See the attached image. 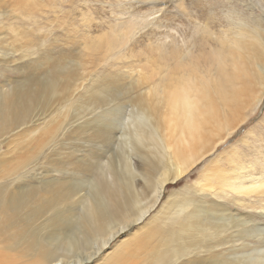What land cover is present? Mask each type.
Listing matches in <instances>:
<instances>
[{
  "label": "bare ground",
  "instance_id": "1",
  "mask_svg": "<svg viewBox=\"0 0 264 264\" xmlns=\"http://www.w3.org/2000/svg\"><path fill=\"white\" fill-rule=\"evenodd\" d=\"M168 17L171 27L173 20L170 14ZM243 22L237 32L217 38L208 33L204 40L213 45L211 50L183 46L162 30L166 26H161L154 31L164 33L156 35L158 44H148L142 50L146 65L140 74L144 75L130 86L120 77L94 78L82 61L63 57L57 63L46 57L43 61L49 68L45 72L42 65L33 62L36 74L15 82L13 88L10 82L5 85L7 91L0 89V147L12 137L28 145L22 155L14 148L11 163L5 169L0 166V264H247L243 258L250 256L242 251V260L221 252L220 247L226 244L223 238L219 244L212 242L220 234L209 231L218 223L205 209L209 204L215 210L211 216L216 214L215 219L224 223L221 237L227 231L231 234L234 227L251 225L243 230L244 236L254 231L264 240V228L257 227L260 223L243 213L237 218L219 201L227 194L264 196V172L259 161L238 175L226 176L216 170L204 176L202 190L213 204L202 200L194 211L200 212L201 218L189 212L184 226H177V231L191 234L195 243H169V225L177 219L169 216L145 246L138 238L133 246L135 257L111 263L117 255L105 253L122 233L150 217L165 200L171 184L188 176L233 136L237 128L221 135L223 119L254 109L253 90L257 83L264 86V18L250 31L245 30L249 22ZM103 42L107 45L104 53L129 58L121 52L125 45L122 38L98 39L92 49L101 51ZM39 47L42 50L44 45ZM36 54L35 49H27V57ZM158 68L166 71L165 76L156 72ZM157 75L160 82L156 81L151 90L144 89V83H152ZM123 102L140 116L141 122L136 120L140 123H136L140 125L137 138L133 134L135 142L124 141L128 135L117 131L108 115L96 114L100 108ZM161 104L165 112L158 109ZM66 148H80L90 163L81 167L55 159L61 155L57 151ZM42 166L73 176L28 184L25 179ZM219 183L224 184L220 187ZM219 188L222 193L217 192ZM141 190L145 199L140 197ZM179 196H174L163 211L177 207ZM183 203L192 202L180 200V208ZM261 208L264 211V205ZM206 241L207 245L199 244ZM100 255L103 258L97 262ZM249 264H264V253Z\"/></svg>",
  "mask_w": 264,
  "mask_h": 264
},
{
  "label": "rangeland",
  "instance_id": "2",
  "mask_svg": "<svg viewBox=\"0 0 264 264\" xmlns=\"http://www.w3.org/2000/svg\"><path fill=\"white\" fill-rule=\"evenodd\" d=\"M169 14L173 20L171 27ZM262 18H264V3L260 0H0V63L10 62L7 63L8 66L0 65V86H4L0 89L7 91L5 85L10 82H12L13 88L15 82L24 81L29 76L36 74L37 71L32 68L33 62L42 65L41 71L45 72L49 68L43 61L46 57L57 63L61 62L63 57L82 61L87 71L94 74V78L120 77L124 84L130 86L133 81L139 80L144 75L141 76L143 73L141 70L146 65V59L142 50L148 44H158L156 38L161 37L164 33L159 35L157 32V35L154 31H159L161 26H166L162 30L166 31L169 36H174L183 46L195 47L198 50H211L213 45L204 40L208 33L213 38H217L220 34L229 31H240L239 27L244 25L243 21L249 22L245 30L250 31L255 22ZM207 20L214 23L208 25ZM110 36L123 39L125 45L121 52L126 54L125 56L128 55L129 58L112 57L111 54L104 53L107 46L104 42L101 51L92 49L97 45L98 39L103 38L105 41V37ZM40 45H44L42 50H39ZM27 49H35L37 54L34 57H27ZM131 53L132 55H130ZM22 56L25 57L22 58ZM156 72L160 73V76H165L163 72L166 71L158 68ZM160 76L157 75L151 81L152 83H148L149 85L144 83L146 85L144 89L151 90L156 81L160 82ZM253 91L255 94L254 109L251 111L246 109L243 113L229 114L228 118L222 121L221 135L224 136L237 128L235 134L233 133L232 137L225 140V143L214 154L206 157V160H203L188 176L177 184H171L164 196L165 200L155 208L146 221L122 233L111 247L105 250V253L108 251L117 255V259L111 263H116L120 259L124 262L123 258H130L131 255L135 257L133 246L138 238L141 241L140 245L145 246L146 241L150 242L151 235L163 226V222H165L163 219H167L169 216L177 218L169 225L170 233H172L169 243L171 245L176 241L195 243L191 234L177 231V226H184L185 214L189 212L194 214L195 205L202 200L213 204L209 194L202 190L203 178L206 174L218 170L226 176L238 175L244 168L247 169L258 161L261 171L264 172V86L257 83ZM247 103L248 99L245 100V104ZM131 108L125 102L123 105L112 103L108 107L100 108L96 114L108 115L112 118L113 123L115 122L117 131L125 133L124 136H129L124 137L127 139L123 138V140L135 142L141 120L139 114ZM159 108L165 112L162 104L158 105ZM65 112L64 109L63 113ZM118 117L119 120H116ZM136 120L140 121L136 122ZM133 126H135L134 129ZM133 134L136 135V138ZM27 146L26 143L15 137L9 138V141L0 147V166L5 169L11 163L10 152L14 148L18 150V155H22ZM57 152H60L61 155L55 159L57 158L61 163H75L81 167L90 163L89 157L85 156L80 148H66ZM100 153L105 155L104 152ZM116 164L117 167L120 166L119 162ZM72 176L62 170L58 172L51 166H42L25 180L28 184L39 185L38 183L42 181H64L67 177ZM84 177L82 178L86 179ZM223 184L219 183L218 186L221 187ZM217 192L222 193L223 190L219 188ZM139 193L140 197L143 196L145 199L144 191L141 190ZM174 196L180 198L177 207L175 206L172 211L168 209L163 211V208L174 201ZM223 197L222 200H216L222 204L225 203L237 218H241L238 213H243L245 218L251 216V219L260 223L258 228H264V211L261 208L264 205V196L240 197L236 194H227ZM180 200L192 203L191 205L183 203L180 208ZM144 206H147L146 200H144ZM159 211H163V213H159ZM205 212L209 214V218L213 222L218 223V227L214 231L212 227L209 231L220 234L212 242L219 244L222 238L225 240V246L220 247L221 252H226L235 260H242L243 257L250 256V258H243V261L248 262L247 264L253 259H260L264 253V240H261L254 231L249 232L251 235L247 232V235L244 236L243 230L251 225L234 227L231 229L233 230L231 234L227 231L221 237L225 230L224 223L215 219L217 218L216 214L211 216L215 210L210 209L209 204L206 205ZM194 215L196 218L202 216L200 212ZM150 221H154V224L149 225ZM145 227L148 228L145 229ZM248 235L251 237L249 238ZM194 236L197 235L194 233ZM230 242H233L232 245ZM199 244L207 245L208 241ZM240 251L245 256H242ZM102 258L103 255H100L96 261L100 262ZM242 263V261L238 262V264Z\"/></svg>",
  "mask_w": 264,
  "mask_h": 264
}]
</instances>
